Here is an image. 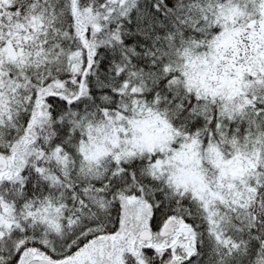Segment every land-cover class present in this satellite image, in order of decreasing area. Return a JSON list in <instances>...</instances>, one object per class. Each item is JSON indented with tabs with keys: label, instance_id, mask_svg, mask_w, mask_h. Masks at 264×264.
I'll use <instances>...</instances> for the list:
<instances>
[{
	"label": "snow or ice",
	"instance_id": "obj_1",
	"mask_svg": "<svg viewBox=\"0 0 264 264\" xmlns=\"http://www.w3.org/2000/svg\"><path fill=\"white\" fill-rule=\"evenodd\" d=\"M0 264H264V0H0Z\"/></svg>",
	"mask_w": 264,
	"mask_h": 264
}]
</instances>
